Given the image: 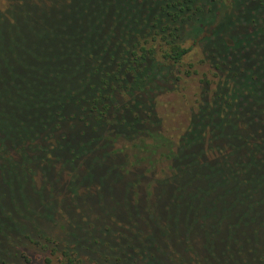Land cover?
<instances>
[{
	"label": "trees",
	"instance_id": "1",
	"mask_svg": "<svg viewBox=\"0 0 264 264\" xmlns=\"http://www.w3.org/2000/svg\"><path fill=\"white\" fill-rule=\"evenodd\" d=\"M63 8L70 15L65 21ZM25 9L35 10L38 26L47 28L55 37H62L61 32L75 18L84 29L77 41L81 43V56L72 75L62 83L38 84L37 91L27 84L17 85V76L12 79V85L21 87L25 98L33 100V106L45 108V116L38 121L39 130L24 128L26 132L21 135H10L7 128L5 136L0 135V178L8 187L4 191L7 201L0 202L1 217L8 222L0 231V264H16L9 261L12 256L22 257L28 264H81L76 231L84 233L81 216L87 210L96 206L114 219H125L124 210L129 217L140 216L142 220L140 213L156 202L154 196L161 197L171 186L175 187L176 179L179 193L193 180L206 183L191 196L201 202L202 217L196 213L192 219L180 222L173 216L170 208L176 200L175 193L169 205L162 208V217H157L164 224L159 234L155 239L145 236L147 245L152 243L153 248L161 249L162 240L170 242V256L181 241L191 243L198 239L188 223L214 218V233L223 230L226 234L221 252L233 255L230 250L237 239L227 223L231 222L228 209L236 201L223 207L217 202L231 199L232 193L253 182L257 184L253 189L255 197L264 178V0H5L4 8H0V30L4 31L0 49L2 42H7L6 53L13 45L22 46L15 34H21L19 15ZM65 34L66 39L75 37ZM193 54L200 55L198 61L208 65L211 78L203 73L197 99L188 110L187 127L172 139L159 120L156 102L162 93L176 89L184 74L198 73L194 62L188 61ZM29 55L42 58L34 52ZM44 81L47 79L40 80ZM64 84L72 85L71 92L57 102L58 107H50L46 100L58 94ZM65 104H70L73 111L67 113ZM50 121L54 122L51 127L45 124ZM84 138L97 143L93 158L81 146L75 151L70 149L69 160L58 156L64 149L60 139L76 143ZM161 148L165 149L167 170L162 168L159 175H148L147 171L155 167L153 156ZM88 159L91 165L84 171L80 166ZM142 163H147L149 169L139 168ZM94 167L102 172L97 180L90 169ZM249 170L252 176H245ZM185 172L192 175L187 183L183 179ZM108 176L112 177L113 186L115 182L123 186L125 206L119 212L122 217L117 215L116 201L95 189L97 181ZM140 186L145 189L142 193ZM92 196L96 197V204L86 205ZM104 203V209L99 207ZM55 207L65 211L71 227L67 248L58 252L52 247L40 257L24 248L13 247L10 251L6 247L8 241L16 245L23 238L32 242L31 229L36 218L48 217ZM252 209L253 202L243 205L241 211L234 212V218L243 217L245 221ZM171 222L177 224L175 231L184 230L177 246L170 241L167 224L172 226ZM148 227L150 230L152 226ZM244 227L251 228L247 222ZM257 232V228L247 230L248 240ZM86 233L93 236L92 232ZM260 235L254 237V249L260 247ZM93 238L95 243L103 244L105 237ZM215 238L206 239L199 248L191 245L192 253L195 252L192 264H217L208 257L216 259L220 254L216 246L220 243ZM115 248L130 264L146 263L133 251ZM154 250L150 254L154 261L146 264H172L171 260L156 257ZM201 251L207 257L201 256ZM245 257L238 264H264V253L258 259L253 258V251Z\"/></svg>",
	"mask_w": 264,
	"mask_h": 264
},
{
	"label": "rangeland",
	"instance_id": "2",
	"mask_svg": "<svg viewBox=\"0 0 264 264\" xmlns=\"http://www.w3.org/2000/svg\"><path fill=\"white\" fill-rule=\"evenodd\" d=\"M4 5L5 0H0L1 9L4 8ZM61 15L62 21H65L70 16L66 8L62 9ZM38 22L39 20L36 17L35 10L25 9L20 11L19 23H21L23 27L21 34H15V39L20 41L22 46L13 45V48H9L6 53L5 47L7 42H2L3 47L0 49V135H4V131L7 128L9 130L7 133L10 135H21V133L26 132L23 130L24 128L28 129L33 127L34 130H39L40 126H38V121L45 116V108L33 106V100L28 97L25 98L23 93L20 91L22 88H16L12 85L13 78L16 79V76L18 77L16 81L17 85L27 84L28 87L35 88V90L38 91L40 90V87L37 86L38 84L49 85L53 83L52 81L62 83L63 79L66 80L65 78L67 76H71L75 68L74 66L81 56V43H77V41L81 39L80 34L84 28L79 27V23L76 18L73 22L67 24V26H69V28L67 27L68 32H66L67 30H63L60 34L62 37L60 38L51 35L47 30H45L47 28L44 29L39 27ZM42 30L45 31L46 34ZM65 33L73 34L75 37L73 40L66 39L64 36L66 35ZM47 34H49L52 38H49ZM2 35H4V31L0 30V37ZM1 40L2 39L0 38V42ZM63 41L64 45L61 47V43ZM29 52H34L35 54L42 56V58L30 56ZM199 57L200 55L193 54L190 56V59H188V61L194 62L198 73L190 75L184 74L183 77L177 81L176 89L162 93L156 102V112L159 120L161 121V124L165 125L164 129L167 130V133L172 139H176V137L184 131L183 129L187 127L189 117L188 110L190 105L197 99V91L198 87H200L199 82L203 77V73L206 74L207 78H211L208 65L200 63L198 61ZM51 73L55 74L51 77ZM62 75L64 76L62 77ZM41 79H47V81L40 82ZM13 82L15 81L13 80ZM70 87H72V85L65 87L64 84L61 87L60 92L58 94L55 93L51 95L48 100H46V103H50L49 106L52 108L55 106L58 107L59 104H57V102L63 101L69 95L71 92ZM43 95L46 96L47 94L44 93ZM74 99L75 98L72 97V100ZM64 106H66V104ZM63 109H65L67 113L73 111L70 104ZM45 124L51 127L54 122H45ZM60 142L64 145V149L62 152H59L58 156L61 157L63 161L72 158L70 149H74L75 151V149L79 146H81L85 152H88L90 158H93L97 152V143L89 138H84L81 141L77 140L76 143H66L61 139ZM164 151L165 149L161 148L154 154L153 157L155 167L153 170H150V172L147 171L148 175H159L162 168L167 170L168 160H165L166 157L163 155ZM157 162L159 163L157 164ZM90 165L91 162L90 159H88L87 163L80 167L86 171ZM139 168H142L145 171L149 169L147 163H142ZM90 169L95 179L102 175L101 169L96 167ZM244 175L252 176L251 170L245 171ZM191 177L192 175L190 172L189 174L185 172L183 179H185L186 182L191 179ZM177 180L178 179L175 181V187L171 186V188H169L161 197H158L157 195L154 196V200H156V202H152L150 209L146 210L147 214L144 210L140 213L142 220L139 218L140 216L134 217V215H132L129 217L124 210L123 214L126 215L125 219H114L112 214H107L104 210H100L94 206L96 204V197L92 196L86 205L89 204L94 207L87 210L86 215L81 216V221L85 231L84 233L80 229H77L76 231L78 245L81 246L78 247L77 250L80 251L78 256L82 260L81 264H130L124 260V255L121 257L120 253L115 250V247L117 246L121 249H127L135 252L138 258L141 259L140 261L146 263L148 261H154L150 254L155 248V255L161 260H171L172 264H192L195 262V258L192 256L195 252L192 253L191 245L195 246L194 248H199L206 242V239L215 237H217L215 238V241L217 240L220 243V245L216 243L217 251H219L220 254L216 255V259L211 256L208 257H210L209 259L213 260V262L217 264H238L239 261L250 258L249 256L246 258L245 255L252 253V251L253 258H260L261 254L264 253L262 251L264 249V178L261 179L263 181H261V185L258 186L255 197L253 189L257 188V184L253 182L242 186V188H240L236 193H232L231 199L225 198L221 202L220 199H218L217 205L221 207L228 205L229 201H236V204L228 209V218L231 222L227 223V225L230 224V233L234 234L233 237L237 239V242L231 246L232 248L230 252L233 255H224V253L221 252L222 247L224 246L226 234L224 235L223 230H220L219 233H214V218H211L208 221L196 219L193 223H188L189 225L191 224L192 235L196 236L198 239L191 243L188 241H181V246L170 256H167V252H171V248H167L168 244L170 245V242L162 243V241H164L162 240L159 243L161 244V249L158 247L156 248V246L153 248L152 243H150L151 245H147L149 240L145 236L147 235V237H153L155 239V235L157 233L159 234L160 228L162 225L164 226V224H162L161 219H158L157 217H162V208L169 205L168 201L172 195H175V193L176 200L172 202V207L170 208L173 216L175 214L180 222H186L192 219L196 213L202 217L204 209L201 202L191 196L195 190H201L205 187L206 183H202V180L198 179L193 180L179 193V183ZM253 180H255V178ZM37 185H39V178ZM95 187L98 193H103L106 197L109 195L113 202L116 201L115 204L117 205L118 210L117 215L122 217L119 212L121 211V207L125 206V199L121 194L123 186L120 182H115L113 186V179L111 176H108L102 182L97 181ZM143 187L144 186H140L139 193H142L145 190ZM5 190H8V187L5 185L3 179L0 178V202L2 203L7 201L4 196ZM78 190V192H81L82 188L79 187ZM159 190L160 189H156V192ZM212 198L213 196L207 198L206 203H209ZM79 201L82 202V198H80ZM252 202L253 209L250 216L246 218L245 221H243V217L234 218V212L238 213V211H241V206ZM152 206H156L157 208L154 210ZM99 207L104 209L105 203ZM37 209V211L40 210V208ZM186 211H189L188 214ZM151 216H153V218H151ZM38 218L39 217L36 218L37 222H35L34 227L31 229V238L33 239L32 242H27L28 240L26 238H23L16 245L15 242L8 241L6 247L10 249V251L13 247H17L19 250L24 248L26 251L34 254L35 256L38 255L43 257L50 252L52 247L56 248L58 252L67 248L66 241H69L71 237L68 230H71V227L67 221L68 217L65 216V211L63 212L60 207L59 209L58 207H55L54 212L49 213L48 217L43 216L39 219ZM28 222L30 224V221ZM246 222L249 223L251 228L244 227ZM171 223L172 226L167 224L169 227L168 231L171 235L170 241L174 242L175 246H177V241L180 239L179 236L184 232V230L178 229V231H175L177 224L175 222ZM90 225H92V227H90ZM7 226L8 222L2 219L0 210V231ZM148 226H152L150 230ZM255 228L259 229V232L254 234L253 238L248 240L246 231L250 229L252 232ZM147 230L151 231V233L147 232ZM86 231L92 232L94 237H105L103 239V244L100 242L95 243L93 236L86 233ZM259 235L260 237L258 239L260 247H255L254 249L255 240ZM43 244L45 245V248L42 247ZM87 246L91 248L87 249ZM121 249L120 251H122ZM90 250L93 253H90ZM12 252L15 251L12 250ZM185 254L191 258L190 262L188 260L189 257L187 258ZM201 256L207 257L206 253L203 251H201ZM9 261L11 263L15 262L16 264H28L22 260V257H18L17 259L12 256L11 259L9 257ZM37 262L38 264H41L42 261ZM156 262H158L157 264H160L159 261Z\"/></svg>",
	"mask_w": 264,
	"mask_h": 264
}]
</instances>
